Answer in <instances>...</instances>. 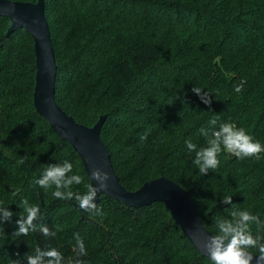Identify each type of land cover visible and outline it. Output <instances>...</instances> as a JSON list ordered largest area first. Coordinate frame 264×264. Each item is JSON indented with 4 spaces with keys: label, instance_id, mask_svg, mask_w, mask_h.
I'll return each instance as SVG.
<instances>
[{
    "label": "trees",
    "instance_id": "obj_1",
    "mask_svg": "<svg viewBox=\"0 0 264 264\" xmlns=\"http://www.w3.org/2000/svg\"><path fill=\"white\" fill-rule=\"evenodd\" d=\"M43 2L55 52V101L86 126L105 116L101 138L128 191L163 175L188 191L214 233L217 219L231 218L232 204L264 219V153L259 160L221 153L219 167L201 175L184 143L206 146L198 129L214 115L264 143V0ZM10 23L0 15V204L14 211L0 225V264H14L38 246L71 259L77 233L87 249L83 264H212L164 203L135 208L101 194L100 212L88 211L87 219L74 198L53 197L51 188L34 183L48 164L67 159L82 177L72 190L90 186L76 151L35 109L33 38L22 28L6 36ZM22 199L39 205L38 222L54 236L14 234Z\"/></svg>",
    "mask_w": 264,
    "mask_h": 264
},
{
    "label": "clouds",
    "instance_id": "obj_2",
    "mask_svg": "<svg viewBox=\"0 0 264 264\" xmlns=\"http://www.w3.org/2000/svg\"><path fill=\"white\" fill-rule=\"evenodd\" d=\"M9 5H14L15 0H8ZM192 91L204 104H210L211 98L207 92L193 86ZM239 91V87L236 88ZM198 133L206 138V146L198 147L191 139L186 138L184 143L189 152H195L193 164L196 165L201 175L209 172L210 169H217L221 163V153L235 156L238 159L255 157L261 159L264 153V143L254 139L243 127H238L234 122H218L217 116H212L207 121V127L201 126ZM146 139L141 135L140 140ZM230 156V155H229ZM91 178L96 181L83 193L74 192L73 185H81L82 177L73 171V164L65 159L62 163L48 164L34 183L42 189H52V196L60 199L74 198L79 206L86 210L100 209L96 205V194L101 189L108 187L109 174L107 171L96 167L93 168ZM17 192H13L15 196ZM225 203L232 204L231 196L222 199ZM23 216L15 221L17 228L14 232L17 236H27L30 232H41L45 237L54 236L55 232L50 231L45 223H39L41 217L40 207L37 204H30L27 199L21 200ZM230 211L231 218L221 217L216 221L217 231L210 235L206 244V250L212 264H252L253 254L255 264H264V234L260 229L264 228V219L259 215L246 210L233 207ZM14 211L8 205L0 204V225L5 220L11 221ZM37 221V223H34ZM255 224V233L252 225ZM75 235V247L73 257L68 259L55 247H36L31 254L14 260V264H83L82 257L87 255V249L83 238L77 233Z\"/></svg>",
    "mask_w": 264,
    "mask_h": 264
},
{
    "label": "water",
    "instance_id": "obj_3",
    "mask_svg": "<svg viewBox=\"0 0 264 264\" xmlns=\"http://www.w3.org/2000/svg\"><path fill=\"white\" fill-rule=\"evenodd\" d=\"M44 6L43 0L34 2L15 0L11 6L8 0H0V15L11 21L5 35L8 36L15 29L22 28L32 36L36 69L32 101L35 109L76 151L90 186L96 183L90 175L93 168L99 167L108 172V187L97 192L96 205L101 194L135 208L145 207L153 202L164 203L192 247L202 256L209 258L206 244L209 236L215 233L204 227L192 205L188 191L163 175L146 180L139 188L128 191L120 183L111 165L110 154L101 138L100 130L105 116L99 115L92 126H86L76 122L55 101L54 84L57 69ZM73 205L79 216L90 218L88 211L82 209L79 202H73ZM256 255L253 254L252 264H255Z\"/></svg>",
    "mask_w": 264,
    "mask_h": 264
}]
</instances>
